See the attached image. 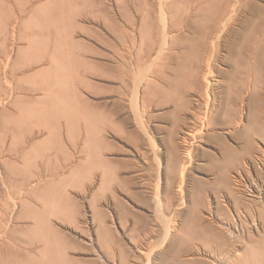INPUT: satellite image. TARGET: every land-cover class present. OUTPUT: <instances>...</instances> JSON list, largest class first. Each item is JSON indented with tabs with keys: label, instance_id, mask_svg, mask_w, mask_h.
<instances>
[{
	"label": "rangeland",
	"instance_id": "1",
	"mask_svg": "<svg viewBox=\"0 0 264 264\" xmlns=\"http://www.w3.org/2000/svg\"><path fill=\"white\" fill-rule=\"evenodd\" d=\"M260 151L264 0H0V264H264Z\"/></svg>",
	"mask_w": 264,
	"mask_h": 264
},
{
	"label": "bare ground",
	"instance_id": "2",
	"mask_svg": "<svg viewBox=\"0 0 264 264\" xmlns=\"http://www.w3.org/2000/svg\"><path fill=\"white\" fill-rule=\"evenodd\" d=\"M168 11V10H167ZM164 13H166L164 11ZM167 14V13H166ZM165 26V25H164ZM170 27V26H169ZM166 29V28H165ZM172 30V29H171ZM170 31V29L168 30ZM169 33V32H168ZM167 34V33H166ZM169 36V35H168ZM169 39L166 37L165 38V41L162 45V50H164L165 46H169ZM209 60V59H208ZM197 91V90H196ZM207 92V91H206ZM145 105V104H144ZM188 108V107H187ZM191 108V107H189ZM189 111V109L187 110ZM197 113V112H196ZM190 135L188 134H185V135H182V141L184 144H186V146H184L185 148L182 149V152H184V156L183 158H179V157H175L176 158V164H181L182 165V171H186V165L189 163V159L191 158V154H190V151H191V145L189 143L190 141ZM196 133L195 135L193 136L194 138L192 139H195L196 137ZM191 139V140H192ZM181 141V142H182ZM195 141V140H194ZM192 142V141H190ZM194 143V142H193ZM153 144V143H152ZM189 145V146H188ZM195 145V144H194ZM183 148V147H182ZM260 149V148H259ZM193 150V148H192ZM261 151L256 155V160L258 162H261V163H264V160H263V154H260ZM190 157V158H189ZM259 164V163H258ZM240 173V172H239ZM182 174V173H181ZM182 178V177H181ZM184 178V177H183ZM238 178V177H236ZM234 180V183L235 184V187L234 186H231V188H233L231 191V194L234 195L238 192L241 193V190L243 191L244 189V183L241 179H236ZM230 184V183H229ZM228 184V185H229ZM232 185V184H231ZM179 187V186H178ZM230 187V186H229ZM230 188V189H231ZM182 189V187H181ZM180 190V189H179ZM181 194V193H180ZM179 194V195H180ZM174 198V196H173ZM172 198V199H173ZM183 202V201H182ZM156 203H157V206H156V211L158 212L157 215L159 216V220L162 219H165L167 217V215L170 213V211L173 209L174 207V204H173V201H170L168 202V205H166L164 203V201L162 200V198H160L159 194L156 198ZM178 204V203H177ZM252 204V203H251ZM255 209V208H254ZM242 212V211H241ZM243 213V212H242ZM197 221L201 224V226L205 227L206 228V231L205 232H208V233H211L212 235H214L216 238H217V246L216 247H210V251H205V257L203 256V258L200 256H194V255H200L201 251H202V247L199 246L198 244L196 245H185L184 248H182L183 250V256L182 258H180L177 262H175L174 264H218L220 263L221 260H223L224 262L227 260H229L228 258H230L231 256V252L233 249V251H235V248L237 249L238 245L236 244L237 240H238V237L240 238V236L236 237V234L233 235V233L231 234V238H227L229 240L226 239L225 237V230L222 228V227H226L228 224L225 222V221H221L219 222V225L220 226H217V222H216V218L213 216L211 217V219H206L204 217H199L197 219ZM240 222V221H239ZM163 223V222H162ZM165 223V222H164ZM163 223V224H164ZM236 225V224H235ZM222 226V227H221ZM232 226V225H231ZM228 227V226H227ZM240 228V227H239ZM171 229V227L169 228ZM235 230V229H234ZM236 232V231H235ZM200 234V232H198ZM240 233V232H239ZM204 234L203 232L200 234L202 235ZM237 234H238V231H237ZM161 236L159 232H156V230L154 228H151L149 225H147V228L145 229V232H144V236H143V239L144 241H149L151 240L152 237L154 236ZM240 235V234H239ZM243 235V234H242ZM201 238H199L200 240ZM204 240V239H202ZM239 242V241H238ZM245 242V241H244ZM153 243V242H151ZM148 245V244H147ZM209 247V246H208ZM238 250V249H237ZM253 251V250H252ZM204 254V253H203ZM252 255V254H251ZM224 258H222V257ZM232 258V257H231ZM205 259V260H204ZM225 259V260H224ZM174 260L170 263H173ZM225 262V263H226ZM151 260L148 264H151ZM224 264V263H223ZM229 264V262L227 263Z\"/></svg>",
	"mask_w": 264,
	"mask_h": 264
}]
</instances>
